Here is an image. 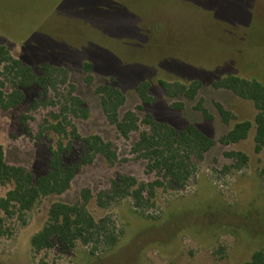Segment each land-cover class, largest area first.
<instances>
[{
	"label": "rangeland",
	"instance_id": "rangeland-1",
	"mask_svg": "<svg viewBox=\"0 0 264 264\" xmlns=\"http://www.w3.org/2000/svg\"><path fill=\"white\" fill-rule=\"evenodd\" d=\"M0 45L39 74L44 64L67 69L90 112L86 120L73 119L81 138L63 140L45 130L58 106H45L48 99L38 87L25 90L19 107H0V145L7 163L25 167L35 178L44 176L51 149L63 140L64 145L71 141L64 164L78 166L86 153L84 138L91 135L113 142L119 158L129 160L109 166L98 156L82 166L69 191L42 198L27 214L26 225L7 220L0 232V264H245L264 251V152H255L254 127L241 144L221 145L219 138L235 122L225 126L215 104L224 103L237 119L249 115L250 105L256 110L251 101L240 104L233 92L214 88L231 70L259 74L264 85V0H0ZM86 64L92 65V85L86 83ZM199 79L205 84L194 102L168 98L159 84ZM144 82L156 100L152 105L142 104L137 93ZM105 85L125 94L121 116L142 104L141 118L149 113L177 130L194 123L215 146L186 189L159 192L152 211L157 219L138 214L130 200L108 210L90 202L97 220L112 216L124 230L112 251L91 256L81 245L68 251L55 240L53 249L35 256L31 238L46 224L53 203L74 204L83 189L97 195L121 174L154 179L131 155L138 135L122 138L104 115L95 89ZM200 99L213 120L194 109ZM36 101L41 105L33 109ZM176 102L185 108L172 109ZM232 151L248 155L244 170H225L234 163L225 156ZM10 188H0V197Z\"/></svg>",
	"mask_w": 264,
	"mask_h": 264
},
{
	"label": "trees",
	"instance_id": "trees-1",
	"mask_svg": "<svg viewBox=\"0 0 264 264\" xmlns=\"http://www.w3.org/2000/svg\"><path fill=\"white\" fill-rule=\"evenodd\" d=\"M88 73L86 83L93 84L92 65L86 64ZM37 73L33 67L15 58L10 50L0 45V107L4 111L19 107L26 99L25 90L38 87L48 99L45 106H58V112L50 114L52 121H47V128L63 140L79 139L73 119H88L90 112L84 100L78 95L77 87L71 82L69 71L62 67L44 64ZM168 98L180 96L194 102L202 89L200 81L191 83L159 81ZM150 84L141 83L137 93L142 104L152 105L155 98L149 94ZM217 90L233 92L238 98L251 101L257 111L254 122H239L236 115L222 104L215 107L224 125L234 126L219 138L224 146L238 144L248 139L255 128V152L264 149V85L257 80L248 81L234 76L225 77L214 83ZM100 105L109 123L118 134L130 140L137 134L131 146L134 160L144 164L145 174L154 179L145 182L135 176L121 174L111 182L109 188L94 195L90 189H83L80 199L74 204L55 202L48 212L44 227L31 238L33 255L54 248V241L68 251L78 245L86 248L91 256H98L112 251L124 236V230L112 216L96 219L89 211V204L96 201L100 209L108 210L125 200H130L133 209L143 217L157 219L152 211L157 208L159 192L180 191L186 189L199 172L207 154L214 148L215 141L194 125L183 130L159 122L147 113L143 118L137 111L143 112L142 104L136 110H128L121 116L125 107V94L112 85L98 86L95 89ZM36 101L33 109L40 106ZM184 103H173L172 109L183 110ZM194 109L203 115L206 121L213 120V115L200 99ZM26 123V117H21ZM58 143L57 149H51L49 171L39 178L23 166L7 163L3 146L0 145V188L10 186L4 197H0V232H4L7 220L17 219L27 224L26 216L42 198L62 195L71 189L72 183L83 165L93 164L98 156L105 159L109 166L129 161L119 158L118 149L113 142L104 140L99 135L84 138L86 153L78 166H67L63 156L71 148V141L64 145ZM225 156L234 160L226 171H242L249 163L247 154L240 151L226 152ZM40 264H49L44 260ZM245 264H264V251L255 252Z\"/></svg>",
	"mask_w": 264,
	"mask_h": 264
},
{
	"label": "crops",
	"instance_id": "crops-1",
	"mask_svg": "<svg viewBox=\"0 0 264 264\" xmlns=\"http://www.w3.org/2000/svg\"><path fill=\"white\" fill-rule=\"evenodd\" d=\"M231 71H233V72H228L229 73V76H234V77H238V78H241V79H245V80H248V81H252V80H257V81H259L260 83H262L263 84V82H262V80H261V77L259 76V74H256V73H251V72H249V71H235V70H231ZM228 76V77H229ZM194 79H198V78H194ZM201 79V78H200ZM200 79L199 80H196V81H200ZM201 83H202V81H200ZM204 84L205 83H202V85H203V87H204ZM235 98H238L236 95H235ZM240 101V104L241 103H243L242 102V100L241 99H239ZM220 104H222L223 106H225V104L224 103H221L220 102ZM251 106V109H250V113H249V115L247 116V115H245V114H243V115H240V114H238L239 115V117H238V119H239V122H242V121H250V122H254V120H255V117H256V115H257V111H253V109H252V105H250ZM225 108H227V106H225ZM228 109V108H227ZM256 110V109H255ZM215 117V116H214ZM155 120H157V121H159V122H163V123H167V124H169V125H171V126H173L174 128H176L177 126H175L174 124H172V122H170V121H166V120H161V119H156L155 118ZM189 125H194V126H196V124H194V123H189V124H187L186 125V127L187 126H189ZM226 126V125H225ZM234 126V125H233ZM185 127V128H186ZM197 127V126H196ZM199 127V126H198ZM197 127V128H198ZM230 127V126H229ZM184 128V129H185ZM231 129V127L228 129V131ZM255 133H256V131H255ZM204 134H206V133H204ZM207 135V134H206ZM207 136H209V135H207ZM210 138H212L211 136H209ZM249 138V137H248ZM254 138H255V136H254ZM213 139V138H212ZM243 142V141H242ZM242 142H240V143H238V144H241ZM238 144H236V145H238ZM255 148V147H254ZM261 152H264V149L261 151Z\"/></svg>",
	"mask_w": 264,
	"mask_h": 264
}]
</instances>
